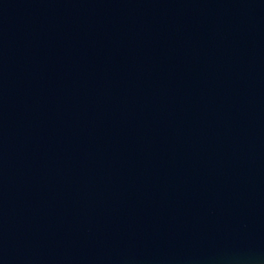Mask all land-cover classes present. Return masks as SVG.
Segmentation results:
<instances>
[{"label": "water", "instance_id": "95a60500", "mask_svg": "<svg viewBox=\"0 0 264 264\" xmlns=\"http://www.w3.org/2000/svg\"><path fill=\"white\" fill-rule=\"evenodd\" d=\"M0 264H264V0H0Z\"/></svg>", "mask_w": 264, "mask_h": 264}]
</instances>
